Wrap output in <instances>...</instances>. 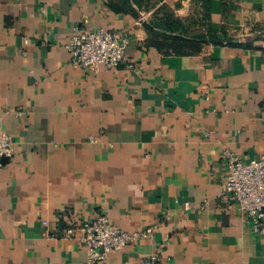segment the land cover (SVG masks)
<instances>
[{"label": "crops", "instance_id": "obj_1", "mask_svg": "<svg viewBox=\"0 0 264 264\" xmlns=\"http://www.w3.org/2000/svg\"><path fill=\"white\" fill-rule=\"evenodd\" d=\"M259 27L264 0H0V264H87L62 227L101 216L155 227L103 264H264L224 194V152L264 153ZM75 28L126 36L125 61L72 67Z\"/></svg>", "mask_w": 264, "mask_h": 264}, {"label": "built area", "instance_id": "obj_2", "mask_svg": "<svg viewBox=\"0 0 264 264\" xmlns=\"http://www.w3.org/2000/svg\"><path fill=\"white\" fill-rule=\"evenodd\" d=\"M30 43L25 40V45ZM129 40L126 36L106 29L92 30L75 28L65 49L68 51L72 67L84 71H112L125 61ZM26 54V53H25ZM22 115V112H17ZM14 147L9 135L0 131V167L14 157ZM226 168V197L231 199L244 216L255 234L264 231V153L255 160L244 162L231 151L224 152ZM47 227L48 222L43 221ZM63 237L77 239L87 255V264H103L111 253L120 252L138 240L151 238L154 228L136 233L119 229L110 220L101 216L92 221L76 223L68 218L62 227ZM139 264H162L157 255L145 258Z\"/></svg>", "mask_w": 264, "mask_h": 264}, {"label": "rangeland", "instance_id": "obj_3", "mask_svg": "<svg viewBox=\"0 0 264 264\" xmlns=\"http://www.w3.org/2000/svg\"><path fill=\"white\" fill-rule=\"evenodd\" d=\"M249 39H251V44L255 41L264 42V28H254L249 31V35H247ZM248 43V44H250Z\"/></svg>", "mask_w": 264, "mask_h": 264}]
</instances>
